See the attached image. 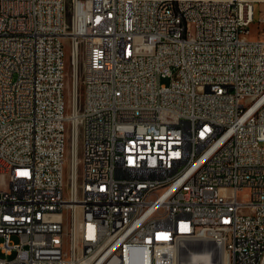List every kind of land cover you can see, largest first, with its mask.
Returning a JSON list of instances; mask_svg holds the SVG:
<instances>
[{
    "label": "built area",
    "instance_id": "built-area-1",
    "mask_svg": "<svg viewBox=\"0 0 264 264\" xmlns=\"http://www.w3.org/2000/svg\"><path fill=\"white\" fill-rule=\"evenodd\" d=\"M256 4L0 0V264H264Z\"/></svg>",
    "mask_w": 264,
    "mask_h": 264
},
{
    "label": "bare ground",
    "instance_id": "bare-ground-1",
    "mask_svg": "<svg viewBox=\"0 0 264 264\" xmlns=\"http://www.w3.org/2000/svg\"><path fill=\"white\" fill-rule=\"evenodd\" d=\"M30 2V0H22ZM178 244H185V237H178ZM192 245L196 248H209L210 254L218 253V244H213V236L203 234V237L192 238ZM175 264H210L207 251H199L189 245L179 246Z\"/></svg>",
    "mask_w": 264,
    "mask_h": 264
},
{
    "label": "rangeland",
    "instance_id": "rangeland-1",
    "mask_svg": "<svg viewBox=\"0 0 264 264\" xmlns=\"http://www.w3.org/2000/svg\"><path fill=\"white\" fill-rule=\"evenodd\" d=\"M264 6L262 4H256L254 6V22L250 25L249 27V35H248V39L249 40H257L258 38H260L259 34H258V18L260 15V12L263 10ZM69 55H70V51L68 49V47L65 48L64 50V58H65V63H66V69H67V73H68V78H69V83L67 85V90L65 92V100H66V112H69V91L71 89V69L69 66ZM162 83L163 84H168L169 83V79H162ZM70 84V85H69ZM81 95H82V88L78 87V101H80L81 99ZM3 183L0 180V188L3 187ZM246 190L242 191L241 193H239L238 197L240 198V200L245 201V194H246Z\"/></svg>",
    "mask_w": 264,
    "mask_h": 264
}]
</instances>
